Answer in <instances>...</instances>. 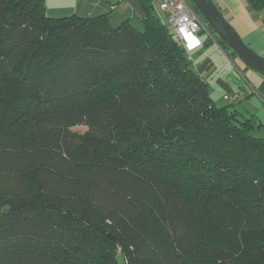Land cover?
<instances>
[{
    "label": "trees",
    "instance_id": "1",
    "mask_svg": "<svg viewBox=\"0 0 264 264\" xmlns=\"http://www.w3.org/2000/svg\"><path fill=\"white\" fill-rule=\"evenodd\" d=\"M140 1L141 28L0 0V264H264L260 124Z\"/></svg>",
    "mask_w": 264,
    "mask_h": 264
},
{
    "label": "crops",
    "instance_id": "2",
    "mask_svg": "<svg viewBox=\"0 0 264 264\" xmlns=\"http://www.w3.org/2000/svg\"><path fill=\"white\" fill-rule=\"evenodd\" d=\"M118 1L123 5L118 12V20L130 18L133 21L138 18L142 22L143 7L140 0ZM214 1L244 41L264 57V26L259 19L252 16L244 0ZM112 2L108 0L95 9L98 13L109 12L110 15L113 10L116 11V6L111 5ZM164 15V18L161 17L167 22L166 13ZM203 23L205 29L198 34L201 44L189 53L195 70L208 81L209 92L219 105L235 104L245 116H255L260 124L256 132L264 137V74L250 68L239 58L227 54L210 37L209 27L204 21Z\"/></svg>",
    "mask_w": 264,
    "mask_h": 264
},
{
    "label": "water",
    "instance_id": "3",
    "mask_svg": "<svg viewBox=\"0 0 264 264\" xmlns=\"http://www.w3.org/2000/svg\"><path fill=\"white\" fill-rule=\"evenodd\" d=\"M215 31L250 68L264 74V57L254 51L227 21L214 0H191Z\"/></svg>",
    "mask_w": 264,
    "mask_h": 264
},
{
    "label": "built area",
    "instance_id": "4",
    "mask_svg": "<svg viewBox=\"0 0 264 264\" xmlns=\"http://www.w3.org/2000/svg\"><path fill=\"white\" fill-rule=\"evenodd\" d=\"M159 7L167 14L169 23L188 53L201 44L198 34L205 29V25L190 0H159ZM208 33L215 40L212 33Z\"/></svg>",
    "mask_w": 264,
    "mask_h": 264
},
{
    "label": "rangeland",
    "instance_id": "5",
    "mask_svg": "<svg viewBox=\"0 0 264 264\" xmlns=\"http://www.w3.org/2000/svg\"><path fill=\"white\" fill-rule=\"evenodd\" d=\"M108 0H46L48 12L53 16H65L71 15L73 13H77L79 15H95L98 10L95 9L99 4L105 3ZM112 7L116 6V11L113 10L111 12V19L113 25H118L121 21L118 20V12L122 10V2L118 0H112ZM154 5L156 7V11H159L160 15L164 18V12L159 7V1L153 0ZM121 6V7H120ZM158 13V14H159ZM133 23L141 28L143 27V23L140 19L134 18ZM74 130L86 131L88 129L87 125H77L73 127ZM120 262L123 264V259L120 256Z\"/></svg>",
    "mask_w": 264,
    "mask_h": 264
}]
</instances>
